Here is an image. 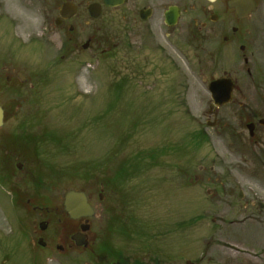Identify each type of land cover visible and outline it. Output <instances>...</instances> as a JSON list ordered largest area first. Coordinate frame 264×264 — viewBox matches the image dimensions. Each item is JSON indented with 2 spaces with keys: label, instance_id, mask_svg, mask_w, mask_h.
I'll list each match as a JSON object with an SVG mask.
<instances>
[{
  "label": "rangeland",
  "instance_id": "374dc122",
  "mask_svg": "<svg viewBox=\"0 0 264 264\" xmlns=\"http://www.w3.org/2000/svg\"><path fill=\"white\" fill-rule=\"evenodd\" d=\"M36 2L0 0V62L9 57L6 52L17 51L11 60L20 63L13 68L16 71L24 69L29 74L37 71L40 60L44 58L35 52L26 56L23 49L28 48L18 40L22 38L27 41L29 36L35 35L32 24L39 17ZM261 19L264 20V14L259 13L252 20ZM8 20H13L16 26ZM257 45L254 48L257 60L261 59L264 65L263 32L257 37ZM29 50L26 52L30 54ZM238 54L237 83L240 91L237 97L240 98L247 79L244 76V61L240 58L241 53ZM246 55L249 56V47ZM192 58L198 59L193 55L185 60L190 84L185 106H169L162 102L164 100H157L159 95L156 92L141 89L130 79L121 80L123 75L117 66L108 72L98 73L97 65L93 63L74 75L68 71L62 73L61 77L56 68L46 65L40 71L49 76L48 81L34 90H30L29 84H26V94L14 96L18 97L20 117L9 121L5 128L8 131L17 130L28 114L51 115L46 121L39 122L34 130L42 133L44 129H50L61 137L62 146L67 149H61L56 156L59 168L73 173L80 165L84 166L81 171L92 170L95 175L89 180L62 177L61 188L83 190L91 195V203L101 214V219L106 211L118 213L122 207L121 194L115 196L106 187L104 199L99 200L101 177L115 179L117 169L125 163L129 164L126 174L117 179V184L124 190L123 201L128 196L129 202L139 205L145 217L150 215L149 211L153 213L158 252L167 249L171 254V261L167 260V264H186L188 260L193 264H263L262 260L236 252V244L251 250L253 247L241 243V232H237L239 229L236 228L234 231L232 222L234 217L243 215L233 206V167L237 166L241 175L242 181L237 187L247 191L251 197L255 194L264 197V152L245 146L240 137H233L238 149L236 151L234 146L232 149V119L233 134H237L240 129H246L242 124L247 120V115L236 110L232 117L229 106L219 109L213 107L210 113L213 102L208 84L211 79L224 73L220 69L218 57L212 56L207 50L201 52L199 62ZM125 75L127 78L134 76L128 70ZM233 75L236 76V73L233 72ZM101 82L106 84L103 101L99 99L100 96L97 97ZM215 119V127L206 124L208 120ZM202 130L206 132L208 141L199 134ZM261 131L264 132V128ZM139 151H146V157L161 161L162 165L145 171L141 176L137 174L134 178L135 164L143 163ZM46 156L47 153H44L42 158ZM38 164L36 161L35 165ZM199 166L207 171L215 167V172L201 174ZM185 167L189 170L182 172ZM196 174L200 177L199 181L188 184L189 179ZM26 183V180L20 183L23 192L30 187V183ZM209 188L212 190L210 196L207 195ZM13 210L19 209L14 207ZM201 215L202 219L199 218ZM62 217V223H65L63 213ZM98 220H94L95 226L105 224ZM3 224L0 222L5 227ZM160 231L164 234L160 235ZM18 246L15 252L17 256L8 261L9 250L5 243L1 244L0 264H29L25 245ZM45 260V264H58L53 259ZM85 262L83 255L73 260V264ZM162 262L165 264L166 261Z\"/></svg>",
  "mask_w": 264,
  "mask_h": 264
},
{
  "label": "flooded vegetation",
  "instance_id": "af4514ba",
  "mask_svg": "<svg viewBox=\"0 0 264 264\" xmlns=\"http://www.w3.org/2000/svg\"><path fill=\"white\" fill-rule=\"evenodd\" d=\"M254 2L258 11L242 20L230 6L233 0H38L40 16L32 26L42 45L37 50L41 55L60 59L69 66L84 67L96 61L101 73L109 68L110 59L117 57L120 72L128 69L139 72L145 84L151 80L153 88L161 93L160 100L169 103L173 99L183 101L189 94L185 65L189 56H196L197 60L192 59L199 62L201 52L207 50L218 57L224 75L232 79L233 72L237 75L240 38L238 31L233 30L242 29L253 46H258L255 45L257 37L260 32L264 33L261 28L264 20H252L264 8V0ZM256 55L255 51L251 52L246 92L234 104L250 116L245 126L255 125V137L249 138L246 130L238 131L237 135L240 133L245 143L264 149V132L260 129L264 119V65L257 61ZM2 70L0 102L5 109V124L0 128V217L6 219L5 224H10L8 219L12 222L6 228L10 233L5 231L6 226L0 225V245L6 244L7 259L13 258L14 244H22L32 264H44L46 258H53L58 264H73L78 255H85L88 264H163L156 229L152 222H142L137 212L129 216L125 209L118 215L106 211L103 219L98 217L105 224L95 226L92 218L87 232L81 228L87 218L73 220L68 215L62 223L61 178L55 158L48 160L46 167L45 164L43 168L36 167L35 157L14 151L12 131L5 129L9 121L20 117L10 110L13 93L23 89L29 79L23 83L21 72L12 64ZM230 105L233 115V101ZM50 116L25 117L40 120ZM231 137L233 147V123ZM233 172L239 173L237 167ZM23 180L31 183L26 192L14 187L15 182ZM233 181L239 182L236 177ZM238 196L243 199L245 194ZM15 198L20 207L17 211L10 208ZM244 205L248 219L233 224L242 226L251 222L244 237L252 241L255 258L261 260L264 258V200L253 197ZM253 226L261 232L250 235ZM77 237L86 247L78 246Z\"/></svg>",
  "mask_w": 264,
  "mask_h": 264
},
{
  "label": "water",
  "instance_id": "95a60500",
  "mask_svg": "<svg viewBox=\"0 0 264 264\" xmlns=\"http://www.w3.org/2000/svg\"><path fill=\"white\" fill-rule=\"evenodd\" d=\"M250 3V4H248ZM233 8H236L241 17H246L255 6L251 0H236L233 2ZM234 85L229 79H221L210 84L209 89L217 106L228 103L232 97ZM3 120V111L0 108V125ZM67 210L74 218L81 215H92L93 210L87 203V198L84 193L70 192L67 195L66 201Z\"/></svg>",
  "mask_w": 264,
  "mask_h": 264
}]
</instances>
